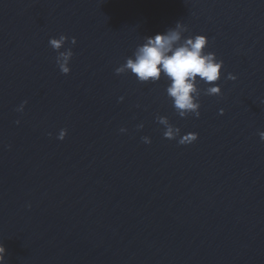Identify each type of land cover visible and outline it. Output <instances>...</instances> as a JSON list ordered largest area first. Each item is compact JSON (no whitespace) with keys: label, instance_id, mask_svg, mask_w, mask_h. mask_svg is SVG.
Segmentation results:
<instances>
[{"label":"water","instance_id":"1","mask_svg":"<svg viewBox=\"0 0 264 264\" xmlns=\"http://www.w3.org/2000/svg\"><path fill=\"white\" fill-rule=\"evenodd\" d=\"M177 21L224 62L199 118L164 79L115 73ZM61 34L77 41L68 75ZM262 101L264 0H0L4 264H264ZM157 115L198 139H165Z\"/></svg>","mask_w":264,"mask_h":264},{"label":"clouds","instance_id":"2","mask_svg":"<svg viewBox=\"0 0 264 264\" xmlns=\"http://www.w3.org/2000/svg\"><path fill=\"white\" fill-rule=\"evenodd\" d=\"M188 31L185 24L177 21L174 27L162 33L146 36L143 43L137 45L132 56L127 57L125 62L115 69V73L131 74L140 83H157L164 79L167 98L177 115L181 118H187L189 115L199 118L202 95L222 96V88L218 82L222 77L224 62L215 52L206 50L207 36H185ZM48 43L57 53L55 63L61 74H70V64L74 56L72 48L77 43L76 38L72 37L69 42V37L61 34L58 38L50 37ZM227 79L235 81L237 76L229 73ZM201 84L205 85L203 89ZM123 99L120 97V100ZM26 104L27 101H23L16 111L22 112ZM220 114H223V109H220ZM156 120L164 127L165 139L177 140L180 145L191 144L198 139V133L195 132L182 134L181 129L171 124L166 116L157 115ZM138 128H143V124ZM120 131L127 130L121 128ZM66 135L67 129H61L57 138L63 140ZM259 136L264 141V131L260 132ZM142 140L144 143H151L148 136L142 137ZM5 253L3 244H0V264L5 262Z\"/></svg>","mask_w":264,"mask_h":264}]
</instances>
